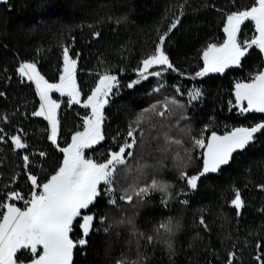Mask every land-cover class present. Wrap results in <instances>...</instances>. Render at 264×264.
Instances as JSON below:
<instances>
[{
  "label": "trees",
  "instance_id": "trees-1",
  "mask_svg": "<svg viewBox=\"0 0 264 264\" xmlns=\"http://www.w3.org/2000/svg\"><path fill=\"white\" fill-rule=\"evenodd\" d=\"M254 2L0 1V136L4 138L0 140V205L15 203L24 208L33 191L28 175L37 176L39 184L46 182L62 163L63 153L59 149L70 142L72 134L82 128L83 118L89 115V109L83 105H69L68 96L53 92L52 97L60 103L58 142L53 145L48 139L47 120L33 115L40 99L34 84L19 73L20 62H35L46 80L56 81L61 72L63 49L69 48L70 56L77 60L76 81L83 101L105 69L116 74L124 86L137 79L136 69L141 61L154 53L159 36L168 32L179 17L177 27L168 33L163 46L179 72H163L161 77H149L133 89L122 88L113 97L111 106L106 107L103 126L106 142L86 150V156L98 161L106 159L101 154L110 145L114 147L112 138L118 128L126 131L128 123L157 102L162 92L179 88L190 123L187 131L175 128L171 120L162 126L160 116L148 113V120L155 127L145 123L148 135L143 146L137 149L136 159L148 165V176L163 174L167 182L174 181L171 183L174 193L179 187L187 193L169 200L166 205L161 202L159 192L135 206L123 201L118 202V207L110 206L108 198L103 197L92 209L97 213L94 226L99 231L88 238L86 247L74 249L73 264H116L122 258L127 264H227L230 252L235 253L233 264H264V187H261L264 186V132L257 134L245 150H237L230 164L222 166L220 172L200 178L194 191L179 179L178 162L172 157L174 153H182L183 148L173 145L164 151L163 136L169 133L188 147L191 159L185 156L183 170L189 175L199 172L203 161L192 145L194 136L198 138L204 132L207 137L213 131L224 133L237 126L251 127L264 122V113L241 115L238 109L232 108L236 82L248 81L264 67L263 54L255 46L242 59L241 66L226 69L224 73L195 76L203 67L202 53L207 45L225 39L226 16L251 7ZM256 35L254 22L241 25V41H251ZM158 69L161 71L162 66L152 67L150 71ZM161 83L165 87L152 93ZM192 88L203 89L202 99L193 106L185 94ZM15 134L26 142V149H15L11 141ZM41 152L46 155L41 156ZM25 155L30 160L28 166L23 160ZM236 191L244 202L240 215L231 204ZM12 192L20 193L22 199H10ZM119 195L117 191L115 196ZM183 200L188 203H181ZM4 211L0 207V218ZM100 216H106L107 221L101 223ZM201 218L204 225L200 224ZM128 220L132 223H127ZM168 221L173 231L158 233V225ZM79 222H75L70 233L74 241L82 236ZM104 228L108 231L104 232ZM148 236L154 237L151 243ZM31 258L27 251L18 257L23 262Z\"/></svg>",
  "mask_w": 264,
  "mask_h": 264
},
{
  "label": "snow or ice",
  "instance_id": "snow-or-ice-1",
  "mask_svg": "<svg viewBox=\"0 0 264 264\" xmlns=\"http://www.w3.org/2000/svg\"><path fill=\"white\" fill-rule=\"evenodd\" d=\"M7 3L8 0H2ZM246 21L254 22L255 31L258 35L251 41L239 39L241 25ZM179 17L171 24L168 32L159 36V43L156 45L154 54L148 55L141 61L142 66L136 69L138 78L132 80L126 86L121 85L116 74L105 69L99 74L95 87L83 101V107L90 109V115L83 118L82 131H76L71 136V143L59 149L63 153V160L60 167L43 184L38 183L37 176L28 175V180L33 185V191L24 208L18 207L15 203H5L0 207L6 208L0 218V264H23L18 257L22 251L31 254L29 264H73L74 249L86 247L89 244V237L98 232L94 226L97 213L92 209L96 204L107 196L108 205L119 206V201L135 206L146 202L151 194L161 193V202L167 204L169 200L175 199L183 193L173 192V185L169 182L151 178L148 181L147 164L136 160V151L143 146L147 139L145 123L149 127H155L148 120V113L164 117L172 115L178 109H184L185 105L176 98L165 97L164 101H158L148 108L139 112L135 119L127 125L126 131L117 129L116 135L112 138L114 147L110 145L106 153V159L98 161L95 157L86 156V150H91L101 142H106V134L103 126L106 121V107L113 103V97L120 94L121 89L127 87L133 89L139 86L142 81L149 77H161L163 72H179L170 62L164 50L166 37L172 29L177 27ZM226 38L222 44L210 43L203 51V68L195 76L203 77L209 73H224L226 69L241 66L242 59L249 54L255 46L261 54H264V0H255L251 7L243 10L233 11L227 15L223 29ZM95 35H99L96 33ZM78 55V54H77ZM77 60L70 57L69 48L63 49V71L58 83H49L37 70L35 63H22L19 71L27 79L34 81L40 96V108L33 113L34 116H43L50 126L48 139L53 145L58 142L59 121L57 109L59 104L49 95L51 92H59L68 96V104H81V90L76 83ZM162 66L161 71H150L154 66ZM183 75V73H180ZM165 85L158 84L151 90L152 93L161 91ZM235 105L233 110L238 109L242 115L249 112L264 113V70L258 71L248 81H239L234 86ZM177 92L181 90L176 89ZM151 94V93H150ZM189 103L202 99L203 89L192 88L187 92ZM246 102L247 106H244ZM231 104V102H229ZM162 104V109L157 108ZM264 132V122L256 123L251 127H234L224 135H218L215 131L205 137L203 133L197 138H192L194 148L201 149L203 160L202 170L196 175L188 176L183 170L185 160L178 157L177 167L179 168V179L186 180L188 189L194 191L198 188V180L209 173H218L222 166H227L233 159L237 150H245L256 140L257 134ZM165 149L167 151L173 145L180 146L179 140H174L169 133H163ZM0 136V140H3ZM122 140V142H121ZM15 149H26V142L18 135L11 136ZM41 156L46 153L41 152ZM188 160L191 156L185 150ZM25 166L30 164L29 157H23ZM134 162V163H133ZM123 169V174L121 170ZM129 181L127 187H119L121 180ZM264 187V186H261ZM117 191L121 194L118 198L114 195ZM9 198L22 199L18 192L9 193ZM187 204V200L180 201ZM231 204L236 208L237 215L244 206L239 191ZM85 211L89 214H84ZM79 222V229L82 236L74 241L70 237L74 224ZM101 223L107 221L106 216H100ZM125 221H120L124 223ZM127 223H132L128 220ZM200 224L204 225L203 218ZM163 230L165 233L173 231L171 221L158 225L156 231ZM104 232L108 228L103 229ZM151 243L153 236L147 237ZM171 248L170 242H166ZM259 247V244L257 245ZM42 249V251H40ZM235 253L230 252L227 264H233ZM261 257H257L260 260ZM116 264H127L126 259L116 261ZM136 264V262H132Z\"/></svg>",
  "mask_w": 264,
  "mask_h": 264
},
{
  "label": "rangeland",
  "instance_id": "rangeland-1",
  "mask_svg": "<svg viewBox=\"0 0 264 264\" xmlns=\"http://www.w3.org/2000/svg\"><path fill=\"white\" fill-rule=\"evenodd\" d=\"M0 1H2V0H0ZM230 14V13H229ZM226 18H227V16H226ZM225 23H226V20H225ZM257 35H258V33H257ZM225 38H226V35H225ZM224 41V40H223ZM223 41L221 42V43H215V44H222L223 43ZM204 51V50H203ZM154 54V53H153ZM202 56H203V53H202ZM71 57V56H70ZM263 57H264V54H263ZM72 58V57H71ZM73 59H76V58H73ZM32 62V61H31ZM35 63V62H34ZM36 64V63H35ZM141 66H142V64H141ZM158 65H154L153 67H157ZM203 66H204V63H203ZM203 68V67H202ZM76 69H77V65H76ZM262 70H264V67H263V69ZM63 71V55H62V66H61V72ZM156 71H160L159 69L158 70H156ZM61 72H60V74H59V77H58V79L56 80V81H49V82H51V83H58L59 82V78H60V75H61ZM43 76V75H42ZM75 77H76V73H75ZM45 78V77H44ZM98 80V79H97ZM48 81V80H47ZM97 82V81H96ZM246 82V81H245ZM76 83H77V81H76ZM237 83V82H236ZM95 85H96V83H95ZM77 87H78V84H77ZM95 87V86H94ZM36 89V88H35ZM176 89L177 88H175L174 90H167V91H164V92H162L160 95H159V99H157L158 101H164V99H165V97H168V98H176V99H178L182 104H184L185 105V103L183 102V100H182V98L180 97V95L179 94H181L180 92H177L176 91ZM189 91V90H188ZM187 91V92H188ZM37 92V91H36ZM187 92L185 93L186 94V96H187ZM52 93L53 92H51L49 95L51 96V98L53 99V100H55L56 102H58V104L60 105V103H59V101L58 100H56V99H54L53 97H52ZM58 94H60L59 92H57ZM91 93V92H90ZM89 93V94H90ZM38 94V93H37ZM61 95V94H60ZM39 96V95H38ZM67 96V95H66ZM87 98V97H86ZM85 98V99H86ZM39 99H40V96H39ZM187 99H188V103H189V98H188V96H187ZM199 100V99H198ZM84 101V100H83ZM83 101H81V105H83ZM157 101V102H158ZM197 101V100H196ZM196 101H193V102H191V103H189L191 106H193V103L194 102H196ZM157 102H155L154 104H157ZM40 104H41V101H40V103H39V106H38V108H37V110L36 111H38V109L40 108ZM244 106H247V104H246V102H244ZM186 107V106H185ZM157 108H158V110L159 109H162V104H158L157 105ZM58 110H59V108L57 109V119H58ZM90 112H91V110L89 109V115H90ZM159 116V115H158ZM161 117V116H160ZM45 118V117H44ZM170 120L172 121V125L173 126H175V128H177V129H180V130H182V131H187V126L188 125H190V123H189V120H188V118H187V114H186V109L184 108V109H178V110H176L175 111V113L174 114H172V115H166V116H164V117H161V124H162V126L163 125H165L166 126V124L167 123H169L170 122ZM48 122V121H47ZM49 125V124H48ZM185 125H186V127H185ZM237 127H241V126H237ZM244 127H246V126H244ZM186 128V129H185ZM206 129V128H205ZM204 129V130H205ZM83 130V128H81V129H79L78 131H82ZM232 130V129H231ZM230 130V131H231ZM226 132H229V131H226ZM226 132H224V133H219V132H216L218 135H224ZM49 133H50V126H49ZM75 133V132H74ZM212 133V132H211ZM211 133L208 135V136H210L211 135ZM15 135H17V134H15ZM49 135V134H48ZM203 135H204V132H203ZM19 136V135H18ZM205 136V135H204ZM207 136V137H208ZM195 137V136H194ZM69 143H71V139H70V142ZM67 146V145H66ZM65 146V147H66ZM180 147L181 148H183L182 149V153H185V150H187L188 149V147H186L185 146V144H181L180 143ZM179 147V148H180ZM197 150H198V154L200 155L201 154V149H199V148H197ZM182 153H174L173 154V158L178 162V157L179 158H183L184 160H185V155L184 154H182ZM136 160H139V159H136ZM134 163V162H133ZM202 167H203V161H202V166H201V169L200 170H202ZM178 170H179V168H178ZM121 173L123 174V169L121 170ZM196 174H198V172H196V173H192V174H187L188 176H191V175H196ZM53 175V174H52ZM148 176V175H147ZM151 178H157V179H159V180H163V181H166L165 180V178H164V175L163 174H154V175H150V176H148V181L150 182V180H151ZM47 182V181H46ZM128 182L129 181H127V180H121V182H120V184L118 185V188L119 187H127V184H128ZM167 182V181H166ZM183 182H184V186H187V182H186V180H183ZM45 183V182H44ZM170 183H174V181H171ZM183 186V185H182ZM188 187V186H187ZM181 187H179L178 188V192H180L181 191ZM120 193V192H119ZM183 193H185V194H181V195H179V196H183V195H186V193H187V191H185V192H183ZM121 194V193H120ZM115 195V194H114ZM106 198H108L109 199V197H107V196H105ZM84 214H87V213H84ZM82 222V221H81Z\"/></svg>",
  "mask_w": 264,
  "mask_h": 264
},
{
  "label": "crops",
  "instance_id": "crops-1",
  "mask_svg": "<svg viewBox=\"0 0 264 264\" xmlns=\"http://www.w3.org/2000/svg\"><path fill=\"white\" fill-rule=\"evenodd\" d=\"M22 63H34V62H31V61H23V62H20V64H19V66H18V71H19V68H20V65L22 64ZM37 70H38V68H37ZM39 71V70H38ZM19 73H20V71H19ZM21 74V73H20ZM41 74V73H40ZM22 75V74H21ZM42 75V74H41ZM23 77H25L26 79H27V76H24V75H22ZM28 80V79H27ZM46 80V79H45ZM30 81V80H29ZM33 84H34V86H35V88H36V84H35V82L34 81H31ZM49 82V81H48ZM49 83H51V82H49ZM36 91H37V88H36ZM37 93H38V91H37ZM39 95V94H38ZM58 103V102H57ZM39 110V109H38ZM51 131V130H50ZM50 134V133H49ZM23 209V208H22ZM5 211H6V208H5ZM4 211V212H5ZM41 251H42V249H41ZM23 264H29V261H27V262H23Z\"/></svg>",
  "mask_w": 264,
  "mask_h": 264
}]
</instances>
